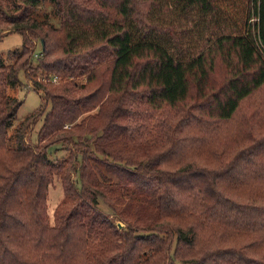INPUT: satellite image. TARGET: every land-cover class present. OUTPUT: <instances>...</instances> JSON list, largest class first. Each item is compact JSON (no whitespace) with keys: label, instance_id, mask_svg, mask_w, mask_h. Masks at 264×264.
<instances>
[{"label":"trees","instance_id":"1","mask_svg":"<svg viewBox=\"0 0 264 264\" xmlns=\"http://www.w3.org/2000/svg\"><path fill=\"white\" fill-rule=\"evenodd\" d=\"M51 1L0 0V264H264V0ZM172 4L211 21L199 50L152 21ZM21 71L42 93L9 131Z\"/></svg>","mask_w":264,"mask_h":264},{"label":"rangeland","instance_id":"2","mask_svg":"<svg viewBox=\"0 0 264 264\" xmlns=\"http://www.w3.org/2000/svg\"><path fill=\"white\" fill-rule=\"evenodd\" d=\"M34 16L37 19L48 18L54 24L58 23V17L54 13L53 4L51 0H41L40 4L37 6L36 11L34 12ZM151 19L154 22H158L159 24L166 25L171 23L174 25L178 36L181 40V47L199 50L201 46L205 42V37L209 35L211 21L204 15L194 11V10H181L180 5L172 4L169 10L163 9L161 6L158 8H154L152 10ZM10 28H6V26H2L0 29V58L5 61L11 60V51L19 50L21 47V34L16 31H9ZM12 29V28H11ZM150 33V37L154 40L162 42L166 45H171L174 47V42L170 38V33L168 30L156 31L153 29L148 30ZM35 50L31 56L32 64L36 63V58L40 55V41L39 39H35ZM175 48V47H174ZM188 51V50H187ZM185 53L186 52H182ZM20 80L21 83L15 84L12 87L7 89V92L16 97L23 102L19 106L17 110V118L13 121L12 126L9 131L20 122V120L27 113L32 112L40 103V93L42 91H37L34 88L33 81L25 78V74L20 72ZM34 78V77H32ZM37 80L43 79V77H35ZM58 77L56 75L51 76V80L55 81ZM84 80V78H81ZM80 80V79H76ZM81 80V81H82ZM78 93V92H77ZM77 93L75 95H77ZM79 94V93H78ZM97 107L92 109L91 111H95ZM41 118L36 122L32 123L27 132L31 135L32 138H35L38 127L41 123ZM70 148L64 145V143H55L49 148V157L51 159H58L61 157H65L69 154ZM60 194V184L58 181L51 186L49 192V202L50 206H53L58 200ZM99 206L105 210L107 213H111L110 207L102 200H99ZM51 221V220H50ZM119 225H123L120 221L117 222ZM179 264V263H177Z\"/></svg>","mask_w":264,"mask_h":264},{"label":"built area","instance_id":"3","mask_svg":"<svg viewBox=\"0 0 264 264\" xmlns=\"http://www.w3.org/2000/svg\"><path fill=\"white\" fill-rule=\"evenodd\" d=\"M254 20H255V17H252V18H251V21H254Z\"/></svg>","mask_w":264,"mask_h":264}]
</instances>
